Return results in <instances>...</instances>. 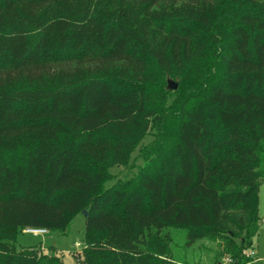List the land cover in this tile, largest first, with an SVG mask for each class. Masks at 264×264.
<instances>
[{
	"label": "trees",
	"instance_id": "obj_1",
	"mask_svg": "<svg viewBox=\"0 0 264 264\" xmlns=\"http://www.w3.org/2000/svg\"><path fill=\"white\" fill-rule=\"evenodd\" d=\"M263 185L264 0H0V264L84 211L76 264H187L173 229L257 264Z\"/></svg>",
	"mask_w": 264,
	"mask_h": 264
},
{
	"label": "rangeland",
	"instance_id": "obj_2",
	"mask_svg": "<svg viewBox=\"0 0 264 264\" xmlns=\"http://www.w3.org/2000/svg\"><path fill=\"white\" fill-rule=\"evenodd\" d=\"M155 131L150 130L144 139L140 142L131 156V160L126 167H114L111 171L115 180H126L134 177L139 168L146 165L142 158V152L150 150L154 145ZM259 214L261 218L258 235L254 239L255 253L259 256L260 264H264V185L260 189V207ZM86 219L80 215L74 221L72 227L66 235H34L23 233L18 237V249L29 247H40L44 251H49L51 247L55 248L57 253L62 256L64 264H76L78 253H81L83 247H77V244H84V233ZM172 236L174 240V256L178 261H186L187 264H230L227 259L220 258V247L209 240H201L192 248L185 249V236L181 230L173 229ZM82 257V256H81Z\"/></svg>",
	"mask_w": 264,
	"mask_h": 264
},
{
	"label": "built area",
	"instance_id": "obj_3",
	"mask_svg": "<svg viewBox=\"0 0 264 264\" xmlns=\"http://www.w3.org/2000/svg\"><path fill=\"white\" fill-rule=\"evenodd\" d=\"M25 233L34 234V235H46L47 234L45 230H37V229H28L25 231ZM80 246H81L80 244H77V247H80ZM245 255L248 257H254L255 252L253 250H248L245 252ZM227 261L230 262L228 259Z\"/></svg>",
	"mask_w": 264,
	"mask_h": 264
},
{
	"label": "water",
	"instance_id": "obj_4",
	"mask_svg": "<svg viewBox=\"0 0 264 264\" xmlns=\"http://www.w3.org/2000/svg\"><path fill=\"white\" fill-rule=\"evenodd\" d=\"M169 89H176L177 88V85L175 83H173L172 81L169 82ZM85 218L87 217V212H83Z\"/></svg>",
	"mask_w": 264,
	"mask_h": 264
},
{
	"label": "crops",
	"instance_id": "obj_5",
	"mask_svg": "<svg viewBox=\"0 0 264 264\" xmlns=\"http://www.w3.org/2000/svg\"><path fill=\"white\" fill-rule=\"evenodd\" d=\"M256 255H257V254H256ZM257 258H258V263H257V264H260V262H261V261H260V259H259V256H258V255H257Z\"/></svg>",
	"mask_w": 264,
	"mask_h": 264
}]
</instances>
